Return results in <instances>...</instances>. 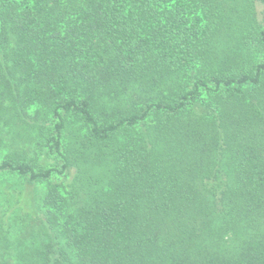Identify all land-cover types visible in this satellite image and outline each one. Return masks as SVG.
<instances>
[{
	"label": "trees",
	"instance_id": "1",
	"mask_svg": "<svg viewBox=\"0 0 264 264\" xmlns=\"http://www.w3.org/2000/svg\"><path fill=\"white\" fill-rule=\"evenodd\" d=\"M0 264H264V0H0Z\"/></svg>",
	"mask_w": 264,
	"mask_h": 264
}]
</instances>
